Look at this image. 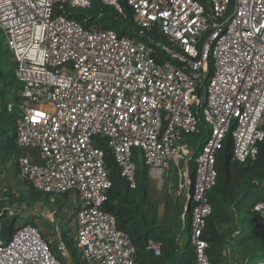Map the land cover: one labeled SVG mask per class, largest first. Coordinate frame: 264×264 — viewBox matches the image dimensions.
I'll list each match as a JSON object with an SVG mask.
<instances>
[{
	"label": "built area",
	"instance_id": "1",
	"mask_svg": "<svg viewBox=\"0 0 264 264\" xmlns=\"http://www.w3.org/2000/svg\"><path fill=\"white\" fill-rule=\"evenodd\" d=\"M125 1L138 37L67 14L94 3L122 14L120 0H0L20 84L15 144L30 151L17 159L18 172L34 191L62 201L49 235L25 224L6 240L0 213V264L71 262L63 220L73 222L72 247L84 264H138L130 237L104 207L107 153L130 189L139 161L160 187L167 170L192 161L180 218L185 229L189 214L194 264H214L203 234L216 154L229 137L231 159L252 162L264 141V0ZM155 29L164 41L139 38ZM188 137H198L197 148ZM251 211L264 225V201ZM160 248L146 243L155 256Z\"/></svg>",
	"mask_w": 264,
	"mask_h": 264
},
{
	"label": "trees",
	"instance_id": "2",
	"mask_svg": "<svg viewBox=\"0 0 264 264\" xmlns=\"http://www.w3.org/2000/svg\"><path fill=\"white\" fill-rule=\"evenodd\" d=\"M120 6L122 14H119L113 7L104 6L100 3H94L86 10H68L67 14L69 17L75 18L79 21L88 19L89 23L95 22L102 28L113 29L121 36L138 37V28L133 22L130 7L125 0H120ZM139 38H142L144 41H146L147 38H154L156 41H164V37L156 29L146 32L143 36H139ZM3 60L4 59L0 54V97L6 99V97L12 95V101L9 103L5 101L3 103V109L4 112H6V105L13 104V110L10 113L7 112V115H3V112L0 110V153L5 152L8 157L16 159L17 166V159L19 157L17 155V146L15 144L14 118L16 116V105L19 102V98L17 93H14V90L17 88L19 90L20 84L15 77V68L13 66L9 67V65L8 67L7 65L4 67L5 63ZM9 129L12 130L13 135L9 139L4 140L3 134ZM202 136L203 133L198 135V137ZM230 145V138L227 137L222 148L216 154L217 180L215 186L208 194L212 212L206 220L203 236L208 243V248L206 250L207 255L214 264H217L218 253L214 251L213 248L215 247L211 246V243H218V241H220V237L215 231V225L217 221L222 218L219 211L221 212L224 207L226 200L224 194H226V188L234 182L245 186L243 199L238 201L239 205L236 203L238 208L246 207L247 209H252L256 202L264 201V185L258 186L257 189L254 187V182L256 181L264 183V141L259 147V153L256 160L252 162L248 161L246 163H237L231 159ZM191 164L192 176L194 171L192 161ZM137 165V185L135 189H130L126 181L120 176V172L114 160L107 153L106 166L109 169L111 189L109 190L108 201L104 205L105 209L115 216L117 227L130 237L135 248V258L138 264H155L162 258H165L168 262L171 261L173 264H194V252L188 241L184 248L181 249L180 247H177V243L176 245H173L172 243L163 245L160 241L148 238L153 233L150 227L155 222V213L151 205H149L146 210H143L147 197V169L142 161L137 162ZM250 187L252 189H249ZM259 192L263 193V196L260 199H257L255 198V195ZM249 209L247 210V213L252 216L251 225H253V229L250 230L248 236L244 237V240H254L251 249L253 256L260 253V249H264V225H257L259 215L251 210L250 213ZM181 212L182 205L179 215ZM15 219L16 217H12L9 223L3 221L2 234L6 240L9 239L16 230L17 226L15 227ZM25 224L35 223L26 221L19 226ZM157 239H159L158 233ZM148 240L160 243L161 248L159 256H155L151 251L146 250V243ZM238 242H240V239H238ZM72 249L75 251L73 247Z\"/></svg>",
	"mask_w": 264,
	"mask_h": 264
},
{
	"label": "rangeland",
	"instance_id": "3",
	"mask_svg": "<svg viewBox=\"0 0 264 264\" xmlns=\"http://www.w3.org/2000/svg\"><path fill=\"white\" fill-rule=\"evenodd\" d=\"M0 54L4 59L5 66L15 68V61L12 58L6 44V37L0 30ZM18 92V88L14 93ZM12 101V95L0 97V110L3 115H7V108L4 112V102ZM7 107V105H6ZM12 130L9 129L3 134V139L12 137ZM186 142L194 149L197 148L199 141L198 137H188ZM16 148V146H15ZM17 149L18 157L29 155L28 149ZM192 164L191 161H182L176 168L167 170L163 176V185L160 187L147 174L146 189L147 197L143 210L151 205L155 213V222L150 227L153 232L148 238L162 242L163 245H176L177 240L181 239L180 247L184 248L188 241V221L189 214L185 216V229H183V219L180 218L179 212L183 203V190L185 183L191 178ZM264 183L254 182L256 189L258 186H263ZM245 186L234 182L226 188V200L222 208V218L215 225V231L220 237L218 243H211L214 246V251L218 253L217 264H256L258 261H264V249H260V253L252 256V246L254 240H244L253 229L252 216L247 213L246 207H237L238 201L244 197ZM249 189H252L251 187ZM264 190V188H263ZM230 193V195H229ZM263 193H257L255 198L260 199ZM0 213L3 212V221L9 223L12 217L15 219V227L22 225L26 221L34 222L44 230L46 234H52L51 217L53 220H61L60 209L61 200L49 198L34 191L30 185L20 177L16 159L8 157L7 153H0ZM232 198V199H231ZM231 199V202H230ZM64 202V201H63ZM237 203V205H236ZM251 208L249 209V211ZM251 213V211H250ZM224 214V215H222ZM220 216V217H221ZM60 221V229L66 235V243L68 244L70 258L64 261L60 258L61 264H84L81 255L71 247L73 238L74 225ZM157 233L159 239H157ZM162 238H161V237ZM240 239V242H238ZM168 240V241H167ZM167 241V242H164ZM257 243V242H255ZM176 247V246H175ZM55 249V246H52ZM70 257V256H69ZM137 262V261H136ZM155 264H173L162 258Z\"/></svg>",
	"mask_w": 264,
	"mask_h": 264
},
{
	"label": "crops",
	"instance_id": "4",
	"mask_svg": "<svg viewBox=\"0 0 264 264\" xmlns=\"http://www.w3.org/2000/svg\"><path fill=\"white\" fill-rule=\"evenodd\" d=\"M181 239L177 240V244L180 245Z\"/></svg>",
	"mask_w": 264,
	"mask_h": 264
}]
</instances>
